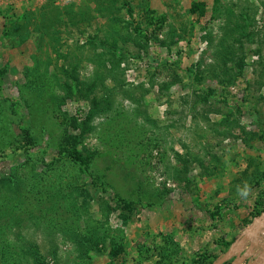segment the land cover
<instances>
[{"label":"rangeland","instance_id":"rangeland-1","mask_svg":"<svg viewBox=\"0 0 264 264\" xmlns=\"http://www.w3.org/2000/svg\"><path fill=\"white\" fill-rule=\"evenodd\" d=\"M260 217L264 0H0V264H211Z\"/></svg>","mask_w":264,"mask_h":264},{"label":"crops","instance_id":"crops-1","mask_svg":"<svg viewBox=\"0 0 264 264\" xmlns=\"http://www.w3.org/2000/svg\"><path fill=\"white\" fill-rule=\"evenodd\" d=\"M246 228H248L246 225L242 227L235 239V242L240 240V237L245 233ZM262 228L264 229V225H262ZM228 249L229 247L226 250ZM237 252L239 256L232 257L231 261L234 259L240 261L244 258L243 256H245L246 259L241 262V264H264V235H260V232L258 234L257 229V232H255L253 236L248 237ZM229 263L230 261L227 262V264Z\"/></svg>","mask_w":264,"mask_h":264},{"label":"water","instance_id":"water-1","mask_svg":"<svg viewBox=\"0 0 264 264\" xmlns=\"http://www.w3.org/2000/svg\"><path fill=\"white\" fill-rule=\"evenodd\" d=\"M262 225H264V217H260L254 220L250 228L244 234H242L240 240L235 242L222 256L218 257L212 264H224L229 261V264H241V262L246 259L245 256H243L244 258H242L240 261L236 259L231 261V258L234 256H239L237 251L241 248V245L246 241L248 237L253 236L255 232H257V229L262 228Z\"/></svg>","mask_w":264,"mask_h":264},{"label":"trees","instance_id":"trees-1","mask_svg":"<svg viewBox=\"0 0 264 264\" xmlns=\"http://www.w3.org/2000/svg\"><path fill=\"white\" fill-rule=\"evenodd\" d=\"M125 1H128V0H125ZM125 4L127 6V10L129 12V15L132 17V14H133V7H132V5L129 2H126ZM72 155L74 156L75 159H77L81 163H87L86 162L87 161L86 158L78 150L74 149L73 152H72ZM230 244L231 243H227L226 245L227 246H230ZM36 249H37V247H35L34 250H31L32 253H33V255H35V256H36V253H37V250ZM212 263L213 262H211V264Z\"/></svg>","mask_w":264,"mask_h":264},{"label":"built area","instance_id":"built-area-1","mask_svg":"<svg viewBox=\"0 0 264 264\" xmlns=\"http://www.w3.org/2000/svg\"><path fill=\"white\" fill-rule=\"evenodd\" d=\"M259 232H260V235H264V229L263 228H259L258 229V234H259Z\"/></svg>","mask_w":264,"mask_h":264}]
</instances>
